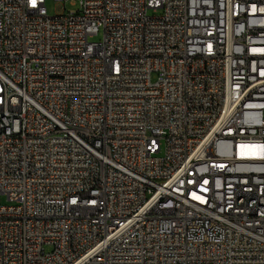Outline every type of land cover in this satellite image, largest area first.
<instances>
[{
	"label": "built area",
	"instance_id": "1",
	"mask_svg": "<svg viewBox=\"0 0 264 264\" xmlns=\"http://www.w3.org/2000/svg\"><path fill=\"white\" fill-rule=\"evenodd\" d=\"M78 2L0 0V264H264V0Z\"/></svg>",
	"mask_w": 264,
	"mask_h": 264
},
{
	"label": "rangeland",
	"instance_id": "2",
	"mask_svg": "<svg viewBox=\"0 0 264 264\" xmlns=\"http://www.w3.org/2000/svg\"><path fill=\"white\" fill-rule=\"evenodd\" d=\"M46 8L48 14L50 16L63 15L67 13H77L80 11V6L78 0L75 2L74 0L65 1H56V0H46ZM102 36L100 33L98 36L92 37L91 41H98ZM157 80V74H153L152 81L155 82ZM3 203H7V200L3 198ZM47 250H50L48 248Z\"/></svg>",
	"mask_w": 264,
	"mask_h": 264
},
{
	"label": "bare ground",
	"instance_id": "3",
	"mask_svg": "<svg viewBox=\"0 0 264 264\" xmlns=\"http://www.w3.org/2000/svg\"><path fill=\"white\" fill-rule=\"evenodd\" d=\"M227 111H235V104H227ZM14 121H12V112L0 111V129L12 131Z\"/></svg>",
	"mask_w": 264,
	"mask_h": 264
}]
</instances>
